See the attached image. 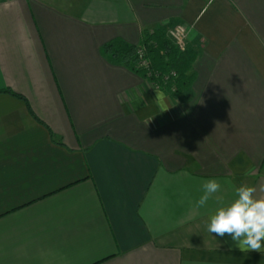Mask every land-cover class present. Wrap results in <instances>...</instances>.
Instances as JSON below:
<instances>
[{
  "label": "crops",
  "instance_id": "1",
  "mask_svg": "<svg viewBox=\"0 0 264 264\" xmlns=\"http://www.w3.org/2000/svg\"><path fill=\"white\" fill-rule=\"evenodd\" d=\"M174 25L176 95L101 51ZM1 90L0 264H264L206 230L264 195V0H0Z\"/></svg>",
  "mask_w": 264,
  "mask_h": 264
},
{
  "label": "trees",
  "instance_id": "2",
  "mask_svg": "<svg viewBox=\"0 0 264 264\" xmlns=\"http://www.w3.org/2000/svg\"><path fill=\"white\" fill-rule=\"evenodd\" d=\"M142 51L140 56L138 51ZM101 51L113 62L127 66L166 94H178L189 87L192 81L190 70L195 53L186 47L180 51L166 35L164 28L145 31L138 44H128L115 39L101 46ZM146 61L142 66L141 60ZM0 92L23 99L10 90Z\"/></svg>",
  "mask_w": 264,
  "mask_h": 264
},
{
  "label": "clouds",
  "instance_id": "3",
  "mask_svg": "<svg viewBox=\"0 0 264 264\" xmlns=\"http://www.w3.org/2000/svg\"><path fill=\"white\" fill-rule=\"evenodd\" d=\"M162 111L168 106L163 93L157 92ZM221 183L216 178L206 180L202 185L197 206L203 207L210 198L220 191ZM257 188L242 184L235 190V198L229 203H221L210 215L206 230L223 237L229 235L236 247L242 252L256 251L264 253V195H257ZM264 193V185L259 188Z\"/></svg>",
  "mask_w": 264,
  "mask_h": 264
},
{
  "label": "built area",
  "instance_id": "4",
  "mask_svg": "<svg viewBox=\"0 0 264 264\" xmlns=\"http://www.w3.org/2000/svg\"><path fill=\"white\" fill-rule=\"evenodd\" d=\"M187 29L186 27H183L181 25H177L171 29L168 30V36L169 38L173 41V43L176 45V47L180 50L183 51L186 48V32ZM139 55H142V51H138ZM142 66L146 65V62L143 61L141 62Z\"/></svg>",
  "mask_w": 264,
  "mask_h": 264
},
{
  "label": "rangeland",
  "instance_id": "5",
  "mask_svg": "<svg viewBox=\"0 0 264 264\" xmlns=\"http://www.w3.org/2000/svg\"><path fill=\"white\" fill-rule=\"evenodd\" d=\"M175 26H177V25H174V26H172V27H169L167 30L165 29V31H166V35H167V36H168V33H167L168 30L171 29V28H173V27H175ZM183 27H185V26H183ZM186 29H187V28H186ZM186 32H187V33H186V39H185V41H186V47H187V38H188V34H189L188 29H187ZM168 37H169V36H168ZM141 61L143 62V61H145V60L142 59ZM145 62H146V61H145ZM151 84H152V83H151ZM152 85H153V84H152ZM153 86H154V85H153ZM154 87H155V86H154ZM156 88H157V87H156Z\"/></svg>",
  "mask_w": 264,
  "mask_h": 264
}]
</instances>
